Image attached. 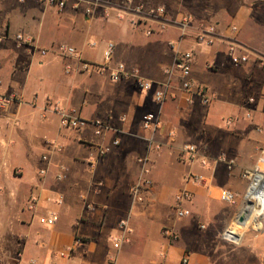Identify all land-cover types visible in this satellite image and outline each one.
<instances>
[{"label": "crops", "instance_id": "crops-1", "mask_svg": "<svg viewBox=\"0 0 264 264\" xmlns=\"http://www.w3.org/2000/svg\"><path fill=\"white\" fill-rule=\"evenodd\" d=\"M98 1L87 17L70 8L58 13L38 0H0V95L15 97L0 111V264H108L110 255L115 264H181L184 255L188 264H213L217 242L211 230L217 222L236 218L240 204L219 202L218 190L242 195L247 181L241 171L255 164L264 147V68L256 62L264 59V20L257 13L263 10L255 8L262 4L134 0L164 6L171 21L182 12L194 17L183 50L193 46L201 26H215L217 41L195 47L191 67V79L210 97L205 106L175 77L162 87L164 101L153 99L154 90L166 81L165 68L173 64L168 42L179 38L173 26L146 36L143 27L116 16L122 0ZM232 25L237 27L234 39ZM17 34L32 42L16 48ZM108 41L116 46L110 66L121 62L138 69L153 82L152 90H140L133 79L112 83L107 74L82 73L76 59L58 51L61 45L71 46L84 60L102 63ZM229 45L249 54V61L233 65ZM149 111H159L162 121L150 147L151 132L141 125V116ZM64 114L88 123L66 127ZM96 121L107 125L101 135L94 134ZM114 139L117 147L111 146ZM49 142L61 146V152L48 149ZM185 144L212 157L226 155L236 166L229 171L221 164L202 168L196 161L183 163L178 149ZM104 147L110 151L100 155ZM44 155L48 162L41 159ZM143 156L150 158L153 185L145 205L132 206L129 188L139 176L136 160ZM59 166L65 168L62 181L55 179ZM191 171L205 174L207 181L186 183ZM181 189L192 193L185 205L192 215L176 220L172 206ZM50 214L58 217L53 226L42 222ZM127 216L132 232L114 249L112 238ZM165 226L176 231V241L163 236ZM226 236L240 240L234 229ZM62 250H71L69 258L59 257Z\"/></svg>", "mask_w": 264, "mask_h": 264}, {"label": "built area", "instance_id": "built-area-1", "mask_svg": "<svg viewBox=\"0 0 264 264\" xmlns=\"http://www.w3.org/2000/svg\"><path fill=\"white\" fill-rule=\"evenodd\" d=\"M22 1V0H21ZM40 4L45 7L54 9L58 13L64 12L67 8L73 11H82L85 16H91L95 8L99 6L98 0H38ZM116 16L120 19H125L135 27H143L146 36H151L155 33L163 32L167 28L172 26L179 33V38L175 41H169L168 45L174 51V60L171 67H167L164 70L166 81L159 86L153 92V99L155 103L161 104L164 101L165 95L162 87L169 86L172 79L175 77L178 79L181 88L189 93L196 95L201 103L205 106L209 105L210 97L207 89L199 83L194 82L191 75V67L194 61V48L199 46H211L217 40L215 38L216 28L214 25H205L200 27L199 33L194 36L193 46L183 50L182 40L187 35V31L191 24L194 22V17L187 12L180 13L178 19L171 21L169 13L164 6L161 5H147L143 2H135L134 0H122L120 9L116 12ZM230 37L234 39L237 35V27L232 25L229 27ZM0 38V42H1ZM32 40L22 34L15 36V46L18 49L26 47ZM95 43H89V46L95 47ZM115 43L108 41L105 44L103 50V62L95 63L84 60L80 53L71 46L61 45L58 48L60 54L76 59L79 63V71L87 74H96L99 76L108 75V80L112 83L120 82L124 79H133L140 90L150 91L153 88V82L147 81L140 76L139 70L135 68H127L124 63H115V66H110L112 63L113 55L115 52ZM241 49L229 45L230 60L235 66L246 64L249 61V54L246 52H238ZM40 55H46V51L41 50ZM257 64L264 68V59L256 58ZM211 67V66H210ZM70 68L67 67V71ZM15 101V97L0 95V111L6 109L8 105ZM56 109V107H55ZM63 123L66 127L72 129H79L87 125V121L80 119L76 116L63 115ZM141 125L143 129L151 132L152 137L147 139L149 147L155 144L153 135L162 127V121L159 111L145 112L141 116ZM95 135H101L104 130L107 129V125L96 121L94 123ZM168 138L173 141L174 133L170 132ZM119 140L114 139L111 146L117 147ZM47 148L54 152H61V146L53 143H47ZM110 151V147L102 148L99 153L105 155ZM258 157L255 164L250 169H244L241 171V177L247 181V187L242 195H239L235 191L230 189L221 188L218 190L217 200L221 203L234 205L237 202L254 203V201L264 204V147L259 148ZM178 158L183 163L197 162L202 168H209L211 164H221L231 171L235 168V161L229 159L226 155H218L212 157L207 153L200 152L197 145L185 144L178 149ZM45 162H48L47 155L41 157ZM137 163L141 165L139 176L135 183L129 188V196L132 206L145 205L147 196L152 188V181L149 177V156H143L137 158ZM46 169L39 171L40 175H45ZM65 178V168L59 166V172L56 174L55 179L62 181ZM207 181V177L203 173L189 172L185 178L186 183H190L194 186H200ZM192 193L187 189H181L174 195V203L172 206L174 212V218L181 220L192 215L191 211L185 206L190 202ZM36 199H32V205ZM59 202V201H58ZM31 205V206H32ZM56 214H50L42 219V222L47 226H53L57 221ZM203 228V226H201ZM132 230L129 227L128 216L119 222L118 233L112 238V246L114 249H119L121 245L127 241V235L131 234ZM162 234L168 240L174 242L177 240L178 235L172 227L165 226L162 228ZM77 243L80 239H75ZM71 250H62L58 252L59 257L69 258ZM116 257L110 255L108 257V264H115ZM188 256L184 255L181 259V264H188Z\"/></svg>", "mask_w": 264, "mask_h": 264}, {"label": "rangeland", "instance_id": "rangeland-1", "mask_svg": "<svg viewBox=\"0 0 264 264\" xmlns=\"http://www.w3.org/2000/svg\"><path fill=\"white\" fill-rule=\"evenodd\" d=\"M256 2L262 4L255 8L263 10L257 13L264 20V4L260 3L264 0ZM244 205V202H240L239 209H237L238 215L242 212ZM261 208L249 213L242 227L237 224V217L226 224L216 223L211 230L217 242L213 264H264V209ZM204 222L201 224H205ZM232 229L239 234V241L231 240L226 236Z\"/></svg>", "mask_w": 264, "mask_h": 264}, {"label": "bare ground", "instance_id": "bare-ground-1", "mask_svg": "<svg viewBox=\"0 0 264 264\" xmlns=\"http://www.w3.org/2000/svg\"><path fill=\"white\" fill-rule=\"evenodd\" d=\"M262 207V208H261ZM258 208H261V209H264V204L260 203V202H257V201H254V203H246L244 205V210L247 211V213L245 214V217L248 218L249 217V213H252V212H255L258 210ZM245 223L243 224H238L240 227L244 226ZM242 225V226H241Z\"/></svg>", "mask_w": 264, "mask_h": 264}, {"label": "water", "instance_id": "water-1", "mask_svg": "<svg viewBox=\"0 0 264 264\" xmlns=\"http://www.w3.org/2000/svg\"><path fill=\"white\" fill-rule=\"evenodd\" d=\"M247 213V211H245L244 209H242V212L237 216L236 222L237 224H243L244 222H246L247 218L245 217V214Z\"/></svg>", "mask_w": 264, "mask_h": 264}]
</instances>
